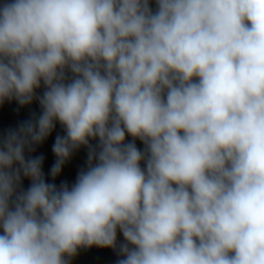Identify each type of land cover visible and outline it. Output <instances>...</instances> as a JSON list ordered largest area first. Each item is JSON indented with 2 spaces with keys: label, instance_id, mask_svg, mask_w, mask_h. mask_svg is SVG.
Segmentation results:
<instances>
[{
  "label": "clouds",
  "instance_id": "clouds-1",
  "mask_svg": "<svg viewBox=\"0 0 264 264\" xmlns=\"http://www.w3.org/2000/svg\"><path fill=\"white\" fill-rule=\"evenodd\" d=\"M155 4L0 0V105L41 109L0 136V264L92 246L117 264H264V0ZM57 122L53 181L88 149L71 186L25 154Z\"/></svg>",
  "mask_w": 264,
  "mask_h": 264
}]
</instances>
